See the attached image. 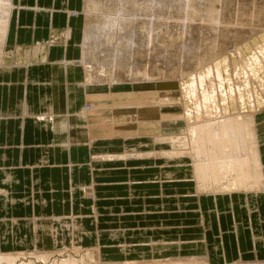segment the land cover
<instances>
[{"label": "crops", "instance_id": "obj_1", "mask_svg": "<svg viewBox=\"0 0 264 264\" xmlns=\"http://www.w3.org/2000/svg\"><path fill=\"white\" fill-rule=\"evenodd\" d=\"M83 4L10 0L5 47L12 53L0 68V252L99 241V202L106 201V239L112 245L107 257L200 254L213 264L263 260L264 195L191 197L184 185L166 178L163 160L94 158L100 152L123 156L140 139H126L138 130L113 135L124 132L119 127L100 136L83 114L90 100L93 114L104 121L101 129L131 121L127 110L116 114L111 109L118 104H101L98 91L81 87ZM19 53L26 60L18 62ZM88 184L95 191L86 211L84 202L76 201ZM100 186L106 195L99 194ZM123 244L131 247H119Z\"/></svg>", "mask_w": 264, "mask_h": 264}, {"label": "bare ground", "instance_id": "obj_2", "mask_svg": "<svg viewBox=\"0 0 264 264\" xmlns=\"http://www.w3.org/2000/svg\"><path fill=\"white\" fill-rule=\"evenodd\" d=\"M97 1L92 0L91 2L92 4L90 6L88 0H84L83 11L86 7L88 8V6L93 8L90 9L91 11H94L95 8H98V10H100V8H102L103 5L102 7L99 8ZM150 1L152 2L153 0ZM184 1L188 2L189 0L188 1L184 0ZM193 1L195 0H192L190 3H192ZM211 1L210 2L212 4L217 0L215 1L211 0ZM219 1L222 3L223 7L217 10L216 15H214L215 13H212V12H216V9L211 8L215 11L209 10L211 12V14L209 15H211L212 19L216 20L217 24H222V25L224 24L225 26L229 24H233V26L234 25L242 26L244 24L247 27L245 26V28H241V29L235 28L234 30L233 29L228 30V29H220L221 26L219 25L220 27H218V25L215 24L217 28L214 27L216 28V30L213 33H211L212 35L210 36V38H207L208 40L206 41V43L201 46H197V45L194 46L195 44L194 41H191L190 42L191 45H190L189 43H187V41L182 40V38H184L185 36L186 39L187 38L189 39V37L195 34V32H193V30L191 29L190 25H187V27H183L184 26L183 24L177 25L178 28L176 27V30L179 29V31L177 30L174 32H178V33H172L173 32L172 31L167 36V31L164 30L163 27L164 25H161L163 28L158 27L155 26V23L154 25L152 24L153 22L150 23L151 22L150 20L152 19L149 20L147 18L146 19L139 18L140 16L139 17L136 16L135 18L137 20L135 19L132 26H130V28L133 27V30L131 32H134V36L136 35V42L133 41L134 43L132 42L133 44L131 43V45H135L137 43V46L136 45L133 46L135 47V49L133 50L134 52L133 54L134 56L138 55L139 58L143 60L140 59L141 60L140 62L138 61L135 64L133 63V65H130L129 67L127 66L128 68L126 69L124 64H123L124 67L120 65V61H119L122 52L121 53H119L118 51L114 52L112 57L113 59L112 58L110 59V57L108 58L105 54H103V56H106V58L105 57L103 58L105 60H108L109 62H106L105 60L103 61V58L101 61L98 59L100 56L99 54H102L99 53L101 51L100 45L102 44V42L100 43L99 41L101 39L103 40L105 36L103 35L104 37L102 36L101 38V36L99 35L100 40L96 41V35L99 34L98 33L99 31H97V29L99 30L100 28L102 29L101 26L99 28L101 21L102 23L103 22L105 23V21L108 18L104 21L100 18L101 21L98 20L100 22H97L96 20L99 17V15L97 14L98 17L96 16L97 18L95 20H92L95 17L94 18L91 17L92 21H90L89 19H88L89 21L84 20L85 26L82 34L83 39H81L82 42L80 46L82 53L80 62L81 64L82 63L84 64L85 71H82L83 80L81 82L82 84L81 87L92 88L96 86L97 88H103V90H105L114 87L115 84H126V83L134 84L136 82H147V83L150 82L151 84H154V86H156L155 87L156 89L158 88V90L159 89L163 90V91H155L154 93H150L149 96L146 95L141 101L137 100L133 106L130 105L126 107L123 106L122 108L118 106L112 107L111 110L115 111L116 114L118 113L123 114L125 113V110H127L126 112L130 116L129 118H131L130 122H132L134 119V122L137 124V127H144L149 125L150 127H152V129H155V131L153 130L146 137H140L141 133L139 132L140 130H138L139 133L137 134V136H132V137L126 136L127 138L125 137L126 139H132L131 141L134 142L136 141V139L137 140L140 139V141L137 143V146L129 149L126 148L124 150L123 156L109 154V152L103 154L100 153V155L94 157L96 160L97 159L116 160L119 158L126 159L131 157L138 159H143V158L145 159L151 157L152 159L155 158L158 160H163L164 167H169L168 168L169 170L173 169L172 172L171 170L170 171L167 170L168 176L166 178L168 180H172L173 182L178 183L179 185L181 184L184 185V187L188 191L187 193L195 192V195L198 198L199 197L217 198L219 196H225V195L233 196L234 194H238V195H242L244 198L250 199L252 196H257V195L259 196V194L264 195V109L262 110L256 109V107L254 106L255 102L253 99L255 95L253 97V94L250 92L251 91L250 85L255 84V86L261 92L264 93V39L261 43L259 44L256 43L258 44L256 49L257 51L255 50L256 52L254 51L251 52L252 50L249 52L250 58L246 59L247 61L243 59L242 57L243 55H241V52L239 51V49H241L240 47L235 51L236 57H238L239 59L238 61L241 62L239 63L241 66L239 65L240 66L239 68L236 67L238 70L235 69V75L237 77L242 76V80H243V82H240V80L237 79V83L238 82L239 83L237 84V86L234 85L235 88L236 87L238 88L237 91H239L238 94L236 95V97L237 96L238 97L237 98L235 97V100L232 97L233 94L232 91H236V89H234L231 85L230 82L231 79L228 72L229 59L226 56H223L222 59L217 60L220 56H222L224 53L227 52L229 44L232 48L235 49L239 44H242L244 41L248 40L249 38H252L260 31H264V3L260 5L254 0L249 2H245L244 0H219ZM101 2L102 1H99L98 3ZM108 2L106 3L108 4ZM126 2H122L121 4H124ZM158 2H157L158 4L161 3V1ZM176 2L179 3V0ZM199 2L197 1L198 3L197 4L195 1L194 4L199 5ZM210 2L207 3L210 5ZM131 3H133V1H131ZM154 3L153 6H155ZM178 3H176L177 5L175 4V6H178ZM188 3L185 4L188 5ZM128 4L132 8V4L130 3ZM164 4L165 3H163V6ZM192 4H190V6ZM143 5H144L143 3L141 5L136 4V7L140 6L142 8ZM146 5L147 4H145V6ZM171 5L173 6L174 4L172 3ZM202 5L203 2L201 3L200 6ZM120 6H121L120 9L124 10L123 11L124 13L126 11L125 8L127 6H125V8H122L123 7L122 5ZM145 6H143L144 9ZM160 6L163 7L161 4ZM180 6L178 7V10L185 7L184 5H183L184 7L182 6V8ZM194 6L196 7V5ZM207 6L205 5V9L199 6H197V8L199 7L198 9L195 7L194 8L197 11H200L201 8H202L201 10L204 9L205 11L207 10L206 8L209 9L210 7ZM212 6L214 5L212 4ZM115 8L116 9L118 8L117 5ZM147 8L144 11H147ZM111 9H113L112 6ZM149 9L150 8H148V10ZM175 9H177V7ZM90 10L87 11L86 9L87 12H90ZM159 10H161V8ZM191 11L194 10L191 9ZM209 11L207 10L205 11V13L206 12L208 13ZM9 12H10V0H0V68H3L5 64L3 54L5 49L6 37H7V25H8L7 22L10 16ZM109 12L111 13L112 11L109 10ZM114 12L116 11H113L112 13ZM111 15L112 14H110V16ZM158 15L160 16V14ZM185 15L187 14L185 13ZM200 15L201 14H199V17ZM164 16L168 17V15H164ZM100 17H102V15ZM111 19H113V17ZM122 19L120 20L118 19V20L121 21ZM86 21L90 23V26L87 29H86ZM131 23L129 24L131 25ZM110 24H108V26ZM125 24H127L126 20H125ZM157 24L159 25L158 22ZM105 25L107 26V24ZM166 25L168 28V24ZM127 26L126 28H129ZM105 28L108 29L112 27L111 26L108 28L103 27V29ZM113 28L115 29L114 26ZM106 29L105 31H107ZM127 30L129 32V29ZM109 31H111V29H109L108 32ZM100 32L103 33L104 31L100 30ZM114 32H112V34L115 35ZM128 32L126 33L127 35ZM120 33L122 34L123 32L121 31ZM131 35L133 36V34ZM203 35L204 37L202 38L206 39L205 37L206 34ZM120 36L123 37V34ZM132 36L131 38H133ZM106 38L105 40L109 39L110 41L111 40L114 41V39H111L112 36L108 39ZM125 39L126 37H124V40ZM164 39H167V41H165ZM109 40L108 42L110 43V46H114L111 45L112 41L110 42ZM121 40H123V38H121ZM125 41L126 43L127 41L130 42V40H125ZM104 42L107 43V41H103V44ZM121 42L122 41H120V43ZM159 43H161V45ZM93 44H96L97 46L99 44V46L96 47L94 45L93 47L96 48L93 49L92 48ZM159 47L161 48L165 47L166 54L167 52L169 54L170 53L172 54L171 51H174L175 49L178 50L180 49L179 52L181 51L182 53L181 54L179 53L180 55H178L177 59L174 62L171 61L168 62L167 64L164 63L165 65L159 59L158 60L155 59L154 61L149 63L150 58H154V57L166 58V55L164 54L165 52L164 53H162L163 51L161 53L160 51L156 52V49L157 48L159 49ZM97 48H99L98 50L99 52L96 50L99 54L97 53L98 58L96 59L97 57L95 55L96 51L93 52V50ZM108 48L110 47L108 46ZM119 49L121 48L115 50H119ZM102 52H103V47H102ZM13 54L15 53L13 52ZM33 54L32 56L30 54V56L33 57ZM7 56L10 57V54H8ZM16 57L18 62L20 61L23 62L24 59L26 60L27 58L26 56H23L22 58V55L20 53ZM187 57L191 59H188ZM172 60H174V58ZM160 63H162L164 67L161 66ZM209 63L211 64L209 65ZM175 64H177L178 66L176 65V67H174ZM222 72L225 73V77H223ZM185 77H188V79L183 80ZM215 79L217 80V83H215ZM224 82L228 84V91L230 92L229 96H227L223 92L225 91ZM178 90H180V95H182L183 97V102L182 101L180 102L181 108L178 106V104H180L178 98L179 96ZM241 91H245V92H241ZM100 92L101 91L97 92L96 97L102 98V96L107 95L105 93L102 94ZM109 92L110 94L112 93V91ZM228 97L229 100L231 101L232 108H234L233 106L234 104L232 103L234 101L238 102L237 110L229 111V107H228L229 104L227 105ZM244 99H246V102L244 101ZM258 101L259 100L257 99V102ZM182 104H185L183 105L184 107L182 106ZM144 109H146L145 111L146 114L143 111ZM171 109L174 110L175 112L174 113L171 112L170 111ZM95 111L96 110L93 109L92 105L89 109L86 106L83 109V114L90 117V115L95 113ZM147 114H153L156 120L152 122L151 116L149 117L147 116ZM121 119H127V118H121ZM54 121L55 120H53V122ZM130 122L127 120H123V121L120 120L119 122H115V123H111V122L108 124L106 123V125L102 127L106 132L109 131L114 132V130L116 131L115 128L116 125H122V126L128 125L131 124ZM182 123H185L184 127L179 128L178 126ZM93 186L91 185V187H88L92 195L94 194L95 191L93 189ZM242 205L244 207H248L249 209L248 211L251 212L250 209L251 207H249L250 206L249 203L244 202ZM93 250L94 249L92 248L83 249L81 247H77L73 249H66V248L43 249L37 247L22 251L16 250L9 252H0V264H93V262L94 264H120V263L112 262L111 260H106L107 258L102 256V252L100 248L97 247L98 252H94ZM124 253L126 254L125 250ZM138 256H139L138 260L135 261L133 264H213L209 260L208 256L198 257L192 255L185 257L182 256L181 254L169 255L166 258H159L160 255L145 256L144 254H139ZM222 264H264V259L255 260L254 262H247L239 259L230 262L224 261Z\"/></svg>", "mask_w": 264, "mask_h": 264}, {"label": "rangeland", "instance_id": "obj_3", "mask_svg": "<svg viewBox=\"0 0 264 264\" xmlns=\"http://www.w3.org/2000/svg\"><path fill=\"white\" fill-rule=\"evenodd\" d=\"M95 1H97V0H95ZM99 1H102L101 3H98ZM109 1V2H108ZM117 2V4H116V2ZM119 1V2H118ZM127 1V0H126ZM125 0L123 1V0H98L97 1V4H98V6H99V8L100 7H102V5H103V7H105V8H100V10H98V8H95L94 9V11L95 12H98V13H95L94 11H91L90 9H93L92 7H90L91 6V2H92V0H88V3H89V5L90 6H88V8L86 7L85 9H84V11H83V15L85 14V16H84V18H85V20H87V21H92V20H95L98 16H97V14L99 15V17H98V19L96 20L97 22H100L101 21V19L104 21V20H106L107 18V20L105 21V23L103 22L102 23V21H101V23L102 24H104V25H102L101 23H100V25H99V28H100V26L102 27V29H103V27H112V28H108V29H106L107 31H105V29H101L100 28V30L101 31H104L103 33L102 32H100V30L99 29H97V31H99L98 33L99 34H97L96 35V41L97 40H100V37H99V35L101 36V38H102V36L104 35L105 36V38L106 39H108V38H110L111 36H112V38L111 39H114V41L113 40H111L112 41V43H111V45H114V46H110V43L108 42V40H105V38H103V40L101 39L99 42L101 43L102 42V44L101 45H103V46H101L100 45V47H101V51L99 52L98 50H99V48H97V49H95V50H93V52L94 51H98L99 53H102V54H99L97 51H96V59L98 58V55H97V53L100 55L99 56V60L101 61L102 60V58L103 57H105L106 58V56L109 58L110 57V59L113 57V54H114V52H119V53H121L122 52V54H121V56H120V65H122L123 66V64H124V66H125V69L126 68H128L130 65H133V63L135 64V63H137L138 61L140 62L141 60H143V59H141V58H139V56L138 55H136V56H134V52H133V50L135 49V47H133V46H137V43L135 44V45H131V43L134 41V42H136V35L134 36V32H131L132 30H133V27H131L130 28V26H132V24L134 23V21H135V17L136 16H140L139 18H147V19H152V20H150L151 22L150 23H152L153 25H154V23H155V26H158V27H162L161 25H164L163 27H164V30H166L167 31V36H168V34H170L172 31V33H178V32H174V31H179V29H177L176 30V27L178 28V26L177 25H181V24H183L184 26L183 27H187V25H190V27H191V29L193 30V32H195V34H193V35H195V36H191V37H189V39L187 38H182V40H185V41H187V43H189L190 45H191V41H194L195 42V44H194V46L195 45H197V46H201V45H203V44H205L206 43V41L208 40L207 38H210V36L212 35L211 33H213L215 30H216V28H217V26L216 25H218V27H220V29H228V30H234L235 28H245V26L246 25H242V26H238V25H234L233 26V24H229V25H227V26H225L224 24L222 25V24H217V22H216V20H214V19H212V17H211V15H209V14H211V10L212 11H215V10H213V9H216V12H212V13H215L214 15H216L217 14V10H219V9H221L223 6H222V3L219 1V0H217L216 2H213L212 4L214 5V6H212V4H211V0H204V1H202V0H195L196 1V3H197V1L199 2V5H197V4H194V2L195 1H193L192 3H190L192 0H187L190 4H192L191 6H190V4L188 3V2H186V1H184V0H179V3L178 2H176V1H178V0H175V2H174V0H170V2H169V0L167 1V0H158V1H161V5L163 6V3H165L164 4V6L163 7H161L160 6V4H158L159 2L158 1H156V0H153L152 2L150 1V0H135V2H134V0H128L127 2L128 3H130V4H132V8H131V6L126 2ZM131 1H133V3H131ZM144 1V2H143ZM165 1H167V2H165ZM172 1V2H171ZM211 1V2H210ZM215 1V0H214ZM245 2H249V1H252V0H244ZM254 1H256L258 4H260V5H262L263 3H264V0H254ZM104 2V3H103ZM106 2H108V4H109V6H108V4L106 3ZM115 2V3H114ZM122 2H126L127 4H128V6H127V4L126 3H124V4H126V5H124V4H121ZM141 2V3H140ZM158 2V3H157ZM203 2V5L202 6H200L201 5V3ZM207 2H210V5L207 3ZM103 3V4H102ZM112 3H114V4H112ZM138 3H140V4H138ZM144 4L143 6H145V4H147L146 6H145V9L147 8V6H148V8H150L149 10H148V8H147V11H144L145 9H144V7L142 6V8L140 7V6H137L136 7V4L137 5H141V4ZM153 3L155 4V6H153ZM157 3V4H156ZM168 3H170V4H168ZM174 4L173 6L171 5V4ZM176 3H178V6H175V4ZM183 3V4H182ZM185 3H188V5H186ZM205 3V4H204ZM100 4V5H99ZM107 4V5H106ZM122 5L123 7L122 8H125V6H127L126 8H125V12L123 13V11L124 10H121L120 8H121V6L120 5ZM180 4H181V6H180ZM106 5V6H105ZM116 5H117V9L115 8L116 7ZM167 5V6H166ZM169 5V6H168ZM177 5V4H176ZM185 7H184V6ZM194 5H196V7L194 6ZM205 5L207 6V5H209V6H207V7H209V9L208 8H206L209 12L206 14L205 13V11H207V10H205L204 11V9H205ZM111 6H112V8L113 9H111ZM174 6H175V8L177 7V9H175L174 8ZM181 7L182 8V6L185 8H182V9H179L178 10V7ZM188 6H189V8H191V7H195V8H197V6H199V7H202V8H204L203 10H201L200 9V11H197L194 7L193 8H191V9H193L194 11H191V9H189L188 8ZM110 8V9H108V8ZM139 7H140V9H139ZM167 9H166V8ZM187 7V8H186ZM198 7V8H199ZM116 10H115V9ZM161 8V10H159ZM163 8V9H162ZM166 10H165V9ZM197 8V9H198ZM211 8H213V9H211ZM86 9H87V11H89L90 10V12H87L86 11ZM132 9V10H131ZM142 9V10H141ZM187 9H188V11H187ZM109 10H111L112 12L113 11H116V12H114V13H110L109 12ZM121 10V11H120ZM131 10V11H130ZM176 10V11H175ZM184 11L187 15H185V13L184 12H182V11ZM196 10V11H195ZM100 11H102V12H100ZM119 11V12H118ZM131 13H129V12ZM135 11H137V12H135ZM144 11V12H143ZM169 11V12H168ZM178 11V12H177ZM202 11H204V12H202ZM94 12V13H93ZM126 12H128V13H126ZM140 12V13H139ZM143 12V13H142ZM146 12V13H145ZM180 12V13H179ZM188 12V13H187ZM191 12H192V14H191ZM73 14L75 13V12H72ZM106 13V14H105ZM117 13V14H116ZM133 13V14H132ZM179 13V14H178ZM184 13V14H183ZM94 14H96V15H94ZM110 14H112L111 16H110ZM146 14V15H145ZM158 14H160V16L158 15ZM168 15V17L167 16H164V15ZM180 14H182V15H180ZM198 14V15H197ZM199 14H201L200 15V17H199ZM206 14V15H205ZM102 15V17H100ZM105 15V16H104ZM123 15H125V16H123ZM131 15V16H130ZM163 15V16H162ZM189 15V16H188ZM203 15V16H202ZM205 15V16H204ZM208 15V16H207ZM213 15V14H212ZM87 16V17H86ZM97 16V17H96ZM110 16V17H109ZM116 16V17H115ZM121 16V17H120ZM123 16V17H122ZM155 16H156V18H155ZM176 16V17H175ZM81 17H82V19H83V16H82V14H81ZM91 17H95L94 19H92ZM113 17V19H111ZM118 17V18H117ZM154 17V18H153ZM167 17V18H166ZM171 17V18H170ZM173 17V18H172ZM181 17V18H180ZM185 17V18H184ZM191 17V18H190ZM195 17V18H194ZM202 17H204V18H202ZM206 17V18H205ZM211 17V18H210ZM101 18V19H100ZM123 18V19H122ZM127 18H130V19H127ZM133 18H134V20H133ZM159 18H161V19H159ZM175 18H177V19H175ZM192 18H193V20H192ZM213 18H214V16H213ZM89 19V20H88ZM92 19V20H91ZM120 19H122L121 21H123V22H121V21H119ZM156 19V20H155ZM171 19V20H170ZM203 19V20H202ZM212 19V20H211ZM98 20H100V21H98ZM109 20V21H108ZM111 20H113V21H111ZM114 20H117V21H114ZM125 20H126V23L127 24H125ZM137 20V19H136ZM155 20V21H154ZM158 20V21H157ZM181 20H182V22L183 21H185V22H181ZM208 20V21H207ZM86 21V29L87 28H89V26H90V23L89 22H87ZM120 23H119V22ZM129 21V22H128ZM159 23V25L157 24V22ZM174 21V22H173ZM118 23V24H116V23ZM132 22V23H131ZM172 22V23H171ZM111 23V24H110ZM129 23H131V25L129 24ZM170 23V24H169ZM189 23V24H188ZM105 24H107V26L105 25ZM108 24H110L109 26H108ZM114 24V25H113ZM117 26H116V25ZM166 24H168V28H167V25ZM172 24V25H171ZM175 24V25H174ZM216 24V25H215ZM119 25V26H118ZM128 25V26H127ZM220 25V26H219ZM113 26L115 27V29L113 28ZM122 26V27H121ZM124 26V27H123ZM126 26L127 27H129V28H126ZM223 26V27H222ZM229 26H230V28H229ZM122 29H121V28ZM162 27V28H163ZM214 27H216V28H214ZM232 27V28H231ZM247 27V26H246ZM118 28H120V29H118ZM126 28V29H125ZM170 28V29H169ZM173 28H175V29H173ZM109 29H111V31H109V32H111V33H109L108 32V30ZM112 29H114V30H112ZM127 29H129V32H128V30ZM131 29V30H130ZM127 30V31H126ZM115 31V32H114ZM123 32L122 34H123V37L122 36H120V35H122L120 32ZM206 31V32H205ZM112 32H114L115 33V35L114 34H112ZM119 32V33H118ZM128 32V35L126 34ZM206 34L205 35V37H206V39L205 38H202V37H204V35L202 34ZM108 33V34H107ZM125 33V34H124ZM129 33H131V34H133V36L131 35V34H129ZM210 33V34H209ZM102 34V35H101ZM110 34V35H109ZM118 34V35H117ZM120 34V35H119ZM106 35H108V36H106ZM114 35V36H113ZM117 35V36H116ZM124 35H126V36H124ZM130 35V36H129ZM209 35V36H208ZM103 36V37H104ZM116 36V37H115ZM131 36L133 37V38H131ZM200 36V37H199ZM114 37V38H113ZM118 37H119V39H118ZM123 38V40H124V37H126V39L125 40H130V42H128L127 41V43H126V41L124 40H121V38ZM130 37V38H129ZM135 37V38H134ZM116 38V39H115ZM133 39V40H132ZM263 39H264V31H260L259 33H257L256 35H254L252 38H249L248 40H246V41H244L242 44H239L235 49L234 48H232L231 46H230V44L228 45L229 47H228V50H227V52L226 53H224L222 56H220L217 60H220V59H222L223 58V56H226L228 59H229V76H230V82H231V85H232V87L234 88V89H236V91H232V97H233V99L235 100V97H236V95L238 94V92L239 91H237V87L235 88L234 87V85L235 86H237V84L239 83H237V79H239L240 80V82H243V80H242V76H240V77H237L236 75H235V69L236 70H238L237 68H239L241 65L239 64V63H241V62H239L238 60V57H236V54H235V51L237 50V49H239V47L241 48V49H239V51L241 52V55H243L242 57H243V59L244 60H246V59H248V58H250L249 57V52L251 51V52H256L257 50V46H258V44L259 43H261L262 41H263ZM120 40V41H122L121 43H120V41L118 42V41ZM165 41H167V39H164ZM103 41H107V43H109V44H107L106 42H104V44H103ZM110 41V40H109ZM110 41V42H111ZM118 42V43H117ZM125 44H124V43ZM133 42V43H134ZM98 43V42H97ZM96 43V44H97ZM99 43V44H100ZM115 43V44H114ZM132 43V44H133ZM256 43H258V44H256ZM96 44H93L92 45V48L94 49V48H96V47H98L99 46V44H98V46L96 45ZM106 44V45H105ZM126 44H128V45H126ZM160 45H161V43H159ZM158 44V45H159ZM231 44H232V42H231ZM96 46V47H93V46ZM124 45H125V47H124ZM89 46H91V45H89ZM108 46L111 48V47H113V48H108ZM117 46H119V47H117ZM131 46V47H130ZM102 47H103V52H102ZM142 47V46H141ZM118 48H121V49H119V50H115V49H118ZM122 48H124V49H122ZM132 48V49H131ZM195 48V47H194ZM126 49V50H125ZM122 50H124V51H122ZM180 50V49H179ZM179 50L178 49H175L174 51H171L172 52V54L170 53H168L167 52V54H166V50H165V47H159V49L157 48L156 49V52H158V51H160V53L162 52V53H164L165 55H166V58L165 57H161V58H150V60H149V63L150 62H152V61H154L155 59L156 60H160L163 64L165 63V64H167L168 62H174L176 59H177V57H178V55H180L182 52L180 51L179 52ZM256 50V51H255ZM126 52H127V54H126ZM11 53H12V51L10 50H6V47H5V49H4V54H3V57H6L8 54H10V56H11ZM129 53V54H128ZM180 53V54H179ZM103 54H105L106 56H103ZM131 54V55H130ZM164 54H162V55H164ZM234 54V55H233ZM124 55V56H123ZM161 55V56H162ZM169 57H168V56ZM88 56V55H87ZM102 56V57H101ZM100 57H101V59H100ZM127 57H128V59H127ZM132 57H134V58H132ZM107 58V59H108ZM135 58H137V59H135ZM163 58V59H162ZM166 60H165V59ZM174 58V60H172ZM188 59H191V58H189V57H187ZM113 59V58H112ZM121 59H123V60H121ZM141 59V60H140ZM168 59V60H167ZM105 59L103 58V61H104ZM132 60V61H131ZM106 62H109L108 60H105ZM112 61V60H111ZM124 61H126V62H124ZM166 61V62H165ZM247 61V60H246ZM123 62V63H122ZM129 62H130V64H129ZM79 65H80V67L82 68V71H85L84 70V64L82 65L81 64V62L80 61H78L77 62ZM127 63V64H126ZM162 63H160L161 64V66H163V64ZM177 63V62H176ZM164 64V65H165ZM211 63H209V65H210ZM176 65L177 64H175L174 65V67H176ZM240 65V66H239ZM123 66V67H124ZM128 66V67H127ZM178 66V65H177ZM164 67V66H163ZM237 67V68H236ZM118 68V67H117ZM233 68V69H232ZM122 69V68H121ZM234 70V71H233ZM199 71V70H198ZM233 71V72H232ZM223 73V77H225V73L224 72H222ZM188 79V77H185L183 80H187ZM82 80H83V75H82ZM81 80V81H82ZM254 80V79H253ZM254 82V81H253ZM215 83H217V80L215 79ZM150 82H136V83H134V84H128V83H126V84H115L114 85V87H111L110 89H105V90H103V88H97L96 86H94V87H92V89H93V91H101L100 93H105V94H110V92L109 91H112L113 92V95H112V97H111V99H106L105 97L104 98H100L99 99V102L101 103V104H118L117 106L118 107H120V108H122L123 106H133L135 103H136V101L137 100H142L146 95L147 96H149V94L150 93H154L155 91H163V90H161V89H159L158 90V88L156 89L155 87L156 86H154V84H151ZM150 85V86H149ZM142 87V88H141ZM147 87V88H146ZM250 89H251V93L253 94V97H254V95H255V97L253 98L254 99V102H255V104H254V106L256 107V109L257 110H262V109H264V93L263 92H261L256 86H255V84H251L250 85ZM224 90L225 91H223L227 96H229L230 95V92L228 91V84L226 83V82H224ZM179 91V96H178V98H179V103L182 101L183 102V97H182V95H180V90H178ZM241 92H245V91H241ZM97 94V93H96ZM88 95H90V94H88ZM137 96V97H136ZM238 97V96H237ZM236 97V98H237ZM92 98V97H91ZM261 98V99H260ZM182 99V100H181ZM256 99V100H255ZM257 99L260 101H258L257 102ZM227 100H228V102H227V105H228V107H229V111L231 110V111H233V110H237L238 109V102H236V101H234L232 104H234L233 106H234V108H232V106H231V101L229 100V97L227 98ZM244 101L246 102V99H244ZM87 105V107H88V109L91 107V105H92V102L90 101V100H88L87 101V103H86ZM89 104V105H88ZM183 105H185V104H182V106ZM107 106V105H106ZM178 106L181 108V103L180 104H178ZM184 107V106H183ZM259 109H258V108ZM92 110V109H91ZM133 111H135V110H133ZM144 111V113H145V111H146V109H144L143 110ZM171 112H175L174 110H170ZM169 111V112H170ZM134 113V112H133ZM146 114V113H145ZM100 116V115H99ZM98 116V117H99ZM147 116H151V118H152V122H154V120H156L155 119V117L153 116V114H147ZM96 115H94V114H92V115H90V117H89V124L91 125V126H93V131H96L95 129H97L98 131V135H102V134H105L106 136H107V134H109V133H106V131L105 130H103V129H101V125H102V123L104 122L103 120H102V118L101 117H99L98 118ZM113 120V119H112ZM108 122V121H107ZM131 124H128V125H123V126H121V125H116L115 126V128L117 129V127H119V128H122V129H124V132H115V133H112L113 135H115L116 134V136L117 135H122V136H127V135H131L133 132H137V130H140L139 132L141 133V134H143V136H147V135H149L153 130L155 131V129H152V127H150L149 125H147V126H144V127H137V124L135 123V122H130ZM184 125H185V123H182V124H180L178 127L179 128H182V127H184ZM104 135V136H105ZM131 147H133V146H131ZM101 148H102V146L100 145V150H101ZM103 149V148H102ZM101 153V152H100ZM182 185V184H181ZM83 186H84V188H83ZM88 187H91V185L90 184H88V185H82V189H80L81 191H80V194L82 195V198L81 199H79V200H77L76 202L77 203H80L79 201L81 200V201H83L84 202V204H83V207L84 208H86V211L88 210V207L90 206V204H91V202H93V197H94V194L92 195L91 193H90V190L88 189ZM103 187H105V186H100V191H99V194H101V195H103V194H107L106 192L107 191H105V189L103 188ZM99 189V188H98ZM103 189V190H102ZM89 192V193H88ZM188 192V191H187ZM89 194V195H88ZM188 194V196H191V197H197L196 195H195V192H192V193H187ZM99 209H100V213H101V215H100V217H99V219H100V221H99V229H98V231H100L101 233H102V239H99V241H97V240H90V239H88V240H83V242L81 243L80 241H78V242H80L81 244H74V243H71L70 242V244H69V242L67 243V244H65V245H63V246H61V247H59V248H66V249H73V248H77V247H81V248H92V249H94L93 251L94 252H98L97 251V247H99V248H101V250H102V256L103 257H106L105 259L106 260H111L112 262H116V263H120V264H133L135 261H137L138 260V258H139V256L138 255H135V256H132V257H130L129 256V254L127 255V256H124V257H121V256H114V258H113V256L112 257H107L106 256V254H107V249H108V247H110V246H112V245H110V244H107L108 243V241H107V239H106V230H107V224H106V222H107V219H108V213H107V211H106V201H100L99 202ZM70 209L67 207V211H69ZM68 226V225H67ZM70 226V225H69ZM67 227L68 228V231H70L71 230V228L70 227ZM88 226V225H87ZM92 227H93V225H92ZM94 229H95V226L93 227ZM77 231L78 230H76V233H77ZM79 235V234H78ZM81 236V235H80ZM78 240V239H77ZM151 243H152V241H150V242H147V243H145V244H141L142 246H150L151 245ZM181 244V243H180ZM119 247H127V248H130L131 246H129V245H126V244H123V245H120ZM133 247H137V246H133ZM137 250V249H136ZM104 254V255H103ZM117 255H118V253H116ZM139 254H141V253H139ZM143 254V253H142ZM192 255H194V256H198V257H203V255H200V254H184V255H182V256H192ZM150 258V257H149ZM159 258H166V256H160ZM115 260H117V261H115ZM236 261V260H235ZM255 261V260H254ZM253 260L252 261H249V262H254ZM93 264H94V262H93ZM217 264V263H216ZM218 264H222V263H218Z\"/></svg>", "mask_w": 264, "mask_h": 264}]
</instances>
